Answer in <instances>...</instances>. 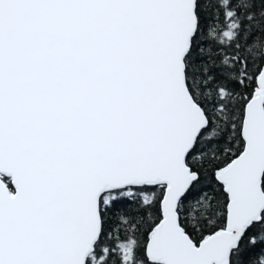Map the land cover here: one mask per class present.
Instances as JSON below:
<instances>
[{
  "label": "snow or ice",
  "instance_id": "obj_1",
  "mask_svg": "<svg viewBox=\"0 0 264 264\" xmlns=\"http://www.w3.org/2000/svg\"><path fill=\"white\" fill-rule=\"evenodd\" d=\"M0 264H264V0H0Z\"/></svg>",
  "mask_w": 264,
  "mask_h": 264
}]
</instances>
